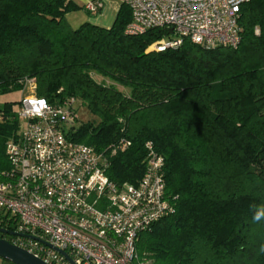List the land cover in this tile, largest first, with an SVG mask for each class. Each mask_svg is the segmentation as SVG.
<instances>
[{
  "label": "trees",
  "instance_id": "trees-1",
  "mask_svg": "<svg viewBox=\"0 0 264 264\" xmlns=\"http://www.w3.org/2000/svg\"><path fill=\"white\" fill-rule=\"evenodd\" d=\"M79 10L100 9L0 0V95L21 91L27 78L49 103L76 98L75 109L84 106L89 117L65 134L103 153L116 185L141 179L149 148L163 157L172 209L138 235V260L264 264V218L253 221L264 211V0L242 4L234 48L185 38L147 50L167 32L126 34L131 13L123 2L108 28L88 21L73 28L67 15ZM18 101L0 108V170L18 129Z\"/></svg>",
  "mask_w": 264,
  "mask_h": 264
},
{
  "label": "built area",
  "instance_id": "built-area-1",
  "mask_svg": "<svg viewBox=\"0 0 264 264\" xmlns=\"http://www.w3.org/2000/svg\"><path fill=\"white\" fill-rule=\"evenodd\" d=\"M120 1L131 13L126 34L166 30L147 48L161 51L185 38L205 48L236 47L240 8L249 0ZM101 6L84 3L89 12ZM35 87L22 80L18 129L5 143L7 167L0 170V228L15 232L9 242L47 264H149L138 260L135 241L172 209L163 157L149 148L141 179L116 185L103 153L65 134L77 123L76 98L49 103Z\"/></svg>",
  "mask_w": 264,
  "mask_h": 264
},
{
  "label": "rangeland",
  "instance_id": "rangeland-1",
  "mask_svg": "<svg viewBox=\"0 0 264 264\" xmlns=\"http://www.w3.org/2000/svg\"><path fill=\"white\" fill-rule=\"evenodd\" d=\"M89 14L83 12L81 10V12L79 11H75V12H71L67 15V20L69 22V24L74 28L77 27L84 19L85 16H88ZM82 20V21H81ZM92 78L99 82V83H104V84H114L115 87H117L118 89L122 90L123 92H126L128 90V88L126 87H122L121 85H116L113 81L104 78L94 72L91 73ZM125 88V89H124ZM127 89V90H126ZM21 96V91H12L3 95H0V108L2 107L3 103L6 101H18L19 98ZM89 117V112L87 111V109L84 106H80L78 108V118H77V122H84L87 118ZM0 264H8L7 261H4V263H0ZM11 264V263H10Z\"/></svg>",
  "mask_w": 264,
  "mask_h": 264
},
{
  "label": "water",
  "instance_id": "water-1",
  "mask_svg": "<svg viewBox=\"0 0 264 264\" xmlns=\"http://www.w3.org/2000/svg\"><path fill=\"white\" fill-rule=\"evenodd\" d=\"M171 29H168V33ZM0 233L15 234L13 231L0 228ZM58 250V249H57ZM65 258L72 263L71 258L63 251L58 250ZM0 259L11 264H47L41 259L33 256L21 247L11 244L9 241L0 238Z\"/></svg>",
  "mask_w": 264,
  "mask_h": 264
},
{
  "label": "crops",
  "instance_id": "crops-1",
  "mask_svg": "<svg viewBox=\"0 0 264 264\" xmlns=\"http://www.w3.org/2000/svg\"><path fill=\"white\" fill-rule=\"evenodd\" d=\"M78 5H83L90 0H74ZM102 6L97 14H89L85 16L83 21H88L92 24L108 28L111 26L116 12L120 6V0H101ZM84 12V10H82ZM81 12V10H79ZM86 13V12H85ZM82 21V20H81ZM82 21V22H83Z\"/></svg>",
  "mask_w": 264,
  "mask_h": 264
},
{
  "label": "clouds",
  "instance_id": "clouds-1",
  "mask_svg": "<svg viewBox=\"0 0 264 264\" xmlns=\"http://www.w3.org/2000/svg\"><path fill=\"white\" fill-rule=\"evenodd\" d=\"M262 218H264V211H258L256 212V214L253 217V221L254 222H259ZM262 251H264V247H262L261 249Z\"/></svg>",
  "mask_w": 264,
  "mask_h": 264
},
{
  "label": "flooded vegetation",
  "instance_id": "flooded-vegetation-1",
  "mask_svg": "<svg viewBox=\"0 0 264 264\" xmlns=\"http://www.w3.org/2000/svg\"><path fill=\"white\" fill-rule=\"evenodd\" d=\"M0 238L7 240V241H9L10 239L9 234H4V233H0ZM0 263H4V261L0 259ZM8 264L10 263L8 262Z\"/></svg>",
  "mask_w": 264,
  "mask_h": 264
}]
</instances>
